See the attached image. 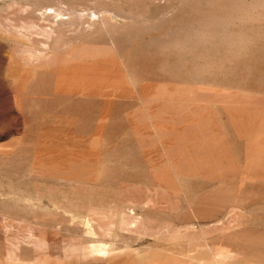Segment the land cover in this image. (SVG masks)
I'll use <instances>...</instances> for the list:
<instances>
[{"label":"rangeland","instance_id":"374dc122","mask_svg":"<svg viewBox=\"0 0 264 264\" xmlns=\"http://www.w3.org/2000/svg\"><path fill=\"white\" fill-rule=\"evenodd\" d=\"M0 264H264V0H0Z\"/></svg>","mask_w":264,"mask_h":264}]
</instances>
